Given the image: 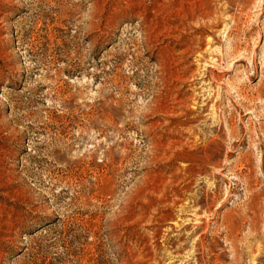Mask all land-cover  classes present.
<instances>
[{
	"label": "rangeland",
	"instance_id": "obj_1",
	"mask_svg": "<svg viewBox=\"0 0 264 264\" xmlns=\"http://www.w3.org/2000/svg\"><path fill=\"white\" fill-rule=\"evenodd\" d=\"M0 264H264V0H0Z\"/></svg>",
	"mask_w": 264,
	"mask_h": 264
},
{
	"label": "bare ground",
	"instance_id": "obj_2",
	"mask_svg": "<svg viewBox=\"0 0 264 264\" xmlns=\"http://www.w3.org/2000/svg\"><path fill=\"white\" fill-rule=\"evenodd\" d=\"M145 19V18H144ZM174 57V56H173ZM179 72V71H178ZM172 74V73H171ZM178 76V75H177ZM181 78V77H180Z\"/></svg>",
	"mask_w": 264,
	"mask_h": 264
}]
</instances>
